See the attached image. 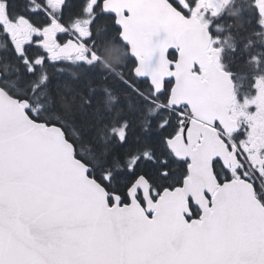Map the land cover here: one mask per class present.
<instances>
[{"label": "snow or ice", "instance_id": "obj_1", "mask_svg": "<svg viewBox=\"0 0 264 264\" xmlns=\"http://www.w3.org/2000/svg\"><path fill=\"white\" fill-rule=\"evenodd\" d=\"M0 264H264V0H0Z\"/></svg>", "mask_w": 264, "mask_h": 264}]
</instances>
